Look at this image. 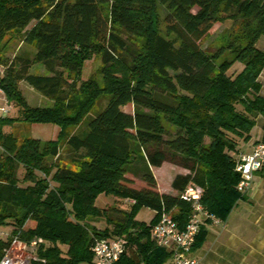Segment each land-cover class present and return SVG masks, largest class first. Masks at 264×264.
I'll use <instances>...</instances> for the list:
<instances>
[{
	"label": "trees",
	"instance_id": "trees-1",
	"mask_svg": "<svg viewBox=\"0 0 264 264\" xmlns=\"http://www.w3.org/2000/svg\"><path fill=\"white\" fill-rule=\"evenodd\" d=\"M157 5L165 9L163 34ZM220 19H242V31L209 54L200 44ZM14 33L34 54L0 60V90L16 114L0 117V227L11 224L12 237L29 246L41 240L30 264H94V238L126 241L119 264H164L171 253L155 245L151 227L168 213L184 228L191 204L180 194L188 185L203 190L206 210L227 219L243 198L236 191L237 145L264 117V50L257 47L264 0H0V44ZM225 52L231 59L218 62ZM94 55L102 86L81 80ZM35 64L49 76L31 74ZM235 64L241 70L230 72ZM20 82L52 105L29 106ZM102 97L106 106L91 115ZM85 118L86 131L67 133ZM18 123L59 131L55 140L19 141ZM62 139L76 169L57 163ZM164 163L186 170L171 181L175 195L157 190L152 169ZM135 179L146 187L132 188ZM101 196L126 200L130 209L99 207ZM141 208L154 213L149 223L135 219ZM89 218L108 225L96 229ZM27 221L34 226L25 229ZM204 238L201 229L193 249ZM12 239H0V260Z\"/></svg>",
	"mask_w": 264,
	"mask_h": 264
},
{
	"label": "rangeland",
	"instance_id": "rangeland-1",
	"mask_svg": "<svg viewBox=\"0 0 264 264\" xmlns=\"http://www.w3.org/2000/svg\"><path fill=\"white\" fill-rule=\"evenodd\" d=\"M156 12L159 20V29L160 33L163 34V17L165 14V9L162 6L156 7ZM243 27V21L242 19H238L237 21H231L227 19H220L217 23H215L214 27L210 30V32L207 34V36L203 39L200 46L203 48L207 53L212 54L216 50H218L220 47H227L230 42H232L236 36H240V33L242 31ZM28 55L32 56L34 54V48L30 47L29 45H26L22 42V35L14 33L7 35L4 40L0 44V60L3 62H10L12 58L16 55ZM231 54L228 52H225L222 58L219 59L218 62H221L223 59H231ZM100 67H101V60L98 55H94L90 60H87L83 63L82 67V81H87L89 79L96 80L99 86H102V77L100 75ZM242 68V65L235 64L230 72H238ZM3 69L0 67V71ZM31 74L35 75H42V76H49L48 72L45 70V68L41 64H35L32 66L30 70ZM19 89L23 96L25 97L27 103L31 107H50L52 105V102L48 100L47 98L40 95L37 91H35L32 87H30L25 82H20L18 84ZM107 97L100 98L95 105L93 106L92 111L90 112L91 115H96L97 113L101 112L104 107L107 104ZM124 111L131 112L132 106L127 105L123 108ZM2 113H0L1 115ZM6 115H16L13 112V109L10 107V110ZM3 115V116H6ZM87 123L88 119H84L77 127H68L66 129L68 134L72 133H79L82 131H86L87 129ZM163 125L166 129H168L170 132L174 133L176 130L174 127L169 126L167 123L163 122ZM13 133L15 137L21 141L23 138L30 137L34 139H38L41 142H46L49 140H55L59 131V128L54 125L49 124H27V123H18L13 127ZM205 142H208V139H205ZM57 163L60 166L63 167H69L72 169H76V167L72 164H70V156H69V150L64 145L63 139L60 140V156L57 159ZM165 167H168L170 169V172L167 174V176L164 175H157V187L159 186L160 190L164 189L167 181L171 177V174L174 172H181L186 173V170H183L181 168H176L170 164L167 163ZM154 169V168H153ZM155 170V169H154ZM24 175V171L22 169L19 170L18 176L20 179H22ZM128 178H131L130 175H128ZM132 182L131 187L135 189H141L146 187L145 183L140 181L139 179H135ZM21 185H27L22 184ZM170 187V186H169ZM158 190V188H157ZM176 194V193H175ZM97 205L99 207H105L110 208L111 206H117L119 209L123 211H128L130 209V205L126 202V200H114L111 197L107 196H101L98 201ZM111 213V212H109ZM112 218H114V214H112ZM117 215H115L116 217ZM151 217V210L148 208H141L139 212L136 215V220L138 222H145L149 223V219ZM89 224L91 226H94L96 229H104L108 224H106L105 220H99L94 218L88 219ZM34 223L31 221H27L25 224V229L29 227H33ZM12 229L13 226L11 224H7L5 226L0 227V239L7 241L11 240V245L9 248L10 255L17 258H25L31 255L32 249L29 247L28 244H25L22 241H19L16 237H12ZM90 238H93V234L90 233ZM33 242V241H32ZM92 246V245H91ZM128 250V249H127ZM34 252V251H33ZM164 264H169V262H166Z\"/></svg>",
	"mask_w": 264,
	"mask_h": 264
},
{
	"label": "crops",
	"instance_id": "crops-1",
	"mask_svg": "<svg viewBox=\"0 0 264 264\" xmlns=\"http://www.w3.org/2000/svg\"><path fill=\"white\" fill-rule=\"evenodd\" d=\"M257 47L264 50V37L258 40ZM258 80L262 86L261 94H264V71L261 72ZM3 105L4 101L0 100V107ZM3 115L1 114L0 117ZM262 128H264V117L259 115L255 119L250 139L237 145V161L243 154L250 152L255 143L264 138ZM165 165L167 163L154 168L155 170L152 169L156 181L158 174L167 176L170 172ZM175 174L181 172L176 171L171 174L164 189L160 190L158 186L160 193L175 195L171 188ZM153 217L154 213L151 211L149 221ZM201 229L205 232V238L198 247L192 249L190 254L197 259L198 264H264V169L255 173L248 190L234 205L227 219L223 221V226L204 221ZM166 262L173 264L171 258Z\"/></svg>",
	"mask_w": 264,
	"mask_h": 264
},
{
	"label": "built area",
	"instance_id": "built-area-1",
	"mask_svg": "<svg viewBox=\"0 0 264 264\" xmlns=\"http://www.w3.org/2000/svg\"><path fill=\"white\" fill-rule=\"evenodd\" d=\"M0 100L4 101L0 112L6 115L10 106L1 90ZM262 169H264V142L259 141L252 146L250 152L243 154L236 164L235 171L240 175L236 191L243 195L248 190L255 173ZM202 196L203 190L195 185H188L180 194L181 199L191 204V212L184 228H180L168 213H162L157 223L151 227L152 240L158 248L171 253L173 264H198L197 259L190 254L204 221L223 226V221L201 204ZM40 242L41 240L33 241L29 247L34 250ZM125 251L126 241L123 238H94L91 246L94 264H119ZM32 259V252L28 257L15 258L10 255L8 249L0 260V264H30Z\"/></svg>",
	"mask_w": 264,
	"mask_h": 264
}]
</instances>
